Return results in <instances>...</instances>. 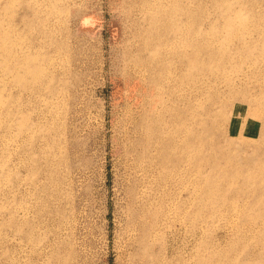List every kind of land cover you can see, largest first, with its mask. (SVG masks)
<instances>
[{"label": "rangeland", "instance_id": "rangeland-1", "mask_svg": "<svg viewBox=\"0 0 264 264\" xmlns=\"http://www.w3.org/2000/svg\"><path fill=\"white\" fill-rule=\"evenodd\" d=\"M0 264H264V0H0Z\"/></svg>", "mask_w": 264, "mask_h": 264}, {"label": "bare ground", "instance_id": "bare-ground-1", "mask_svg": "<svg viewBox=\"0 0 264 264\" xmlns=\"http://www.w3.org/2000/svg\"><path fill=\"white\" fill-rule=\"evenodd\" d=\"M141 2L144 4L146 0H141ZM145 125H146V120L143 119L140 122V125L138 126V131H139V136H140V145L142 146V148H145L149 143L148 132L145 129Z\"/></svg>", "mask_w": 264, "mask_h": 264}]
</instances>
